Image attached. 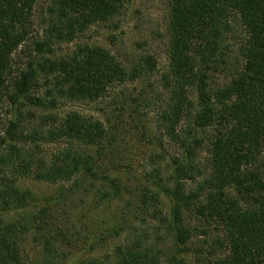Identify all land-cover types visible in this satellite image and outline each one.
Segmentation results:
<instances>
[{
	"label": "trees",
	"instance_id": "1",
	"mask_svg": "<svg viewBox=\"0 0 264 264\" xmlns=\"http://www.w3.org/2000/svg\"><path fill=\"white\" fill-rule=\"evenodd\" d=\"M37 2L0 0V97L10 90L12 56L31 36ZM124 3L53 0L51 12L56 20L43 39L35 42L34 59L14 82V91L8 95L11 108L17 110L28 97L40 59L54 55L53 39L72 42L90 26L118 17ZM169 8V67L160 80L167 103L161 120L179 153L168 161L171 186L162 187L160 193L172 204L158 229L171 245L168 252L149 244L141 247L142 237L132 236L116 249V261H112L264 264V0H169ZM231 54L236 55L234 62ZM45 61L63 74L46 99L35 100L38 107L47 109L51 97L55 102L60 97L96 102L109 89L136 82L157 67L152 57L128 67L97 47H79L68 59ZM224 74L226 80L219 82L217 76ZM64 119L56 130L57 140L67 139L69 148L36 173L40 182L69 183L82 175L95 176V160L89 152H103L110 146L111 133L102 122L76 113ZM19 123L10 121L0 138V152L14 148L11 144ZM203 152L206 163L200 159ZM1 178L0 174V190L7 194L0 191V197L7 200L6 205L22 209L28 193L20 196L14 192L16 180ZM35 227L42 233L34 219L33 224L28 220L10 230L21 239ZM47 227L52 229L49 223ZM51 233L43 239H37V233L35 237L43 244L47 264L65 256L56 249L58 239ZM150 236L147 232L146 238ZM11 238L0 232V264H10L18 255V243ZM76 264L104 263L90 258Z\"/></svg>",
	"mask_w": 264,
	"mask_h": 264
},
{
	"label": "rangeland",
	"instance_id": "2",
	"mask_svg": "<svg viewBox=\"0 0 264 264\" xmlns=\"http://www.w3.org/2000/svg\"><path fill=\"white\" fill-rule=\"evenodd\" d=\"M51 10L53 0H38L31 36L12 56L10 90L0 97V138L5 136L10 121L20 122L11 144L14 148L0 152L1 179L16 180L14 192L29 196L17 210V204L8 206L7 200L0 197V232L18 243V255L10 264H47L43 244L35 239L49 236L50 230L58 239L56 249L65 255L53 264H76L90 258L114 264L116 249L132 236L142 237L141 247L149 244L168 252L171 240L158 229V223L172 202L160 191L171 186L168 161L179 153L165 135L161 120L167 103L160 80L169 67V0H125L115 19L90 26L72 42L53 39L54 55L40 59L29 95L14 111L8 95L34 59L35 42L42 40L54 25L56 15ZM79 47L106 50L128 67L152 57L157 67L153 74L136 82L109 89L96 102H71L61 97L55 102L51 97L49 109L38 107L35 100L46 99L63 75L54 72L55 68L45 60L68 59ZM230 56L234 62L236 55ZM217 77L219 82L226 80V74ZM70 113L102 122L111 133L110 146L103 152H89L95 160V176L82 175L69 183L40 182L36 173L69 148L67 139L57 140L56 130ZM33 153L35 158H31ZM200 159L206 163L207 154L201 153ZM0 191L7 194V190ZM32 216L35 225L43 229L41 235L35 227L36 232L16 238L10 229L28 220L33 224ZM147 232H151L150 239L146 238Z\"/></svg>",
	"mask_w": 264,
	"mask_h": 264
}]
</instances>
